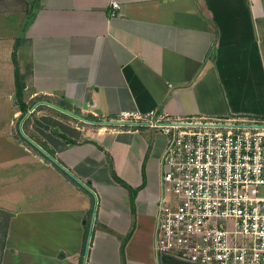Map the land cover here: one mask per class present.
<instances>
[{
    "label": "crops",
    "instance_id": "crops-1",
    "mask_svg": "<svg viewBox=\"0 0 264 264\" xmlns=\"http://www.w3.org/2000/svg\"><path fill=\"white\" fill-rule=\"evenodd\" d=\"M17 18V37L0 35V264H199L153 248L165 136L104 121L152 108L264 118V0H0L4 30ZM17 117L55 161L15 137ZM24 168L38 193H15Z\"/></svg>",
    "mask_w": 264,
    "mask_h": 264
},
{
    "label": "built area",
    "instance_id": "built-area-1",
    "mask_svg": "<svg viewBox=\"0 0 264 264\" xmlns=\"http://www.w3.org/2000/svg\"><path fill=\"white\" fill-rule=\"evenodd\" d=\"M117 7V2H111ZM162 133L153 248L199 264H264V118L122 110Z\"/></svg>",
    "mask_w": 264,
    "mask_h": 264
},
{
    "label": "rangeland",
    "instance_id": "rangeland-1",
    "mask_svg": "<svg viewBox=\"0 0 264 264\" xmlns=\"http://www.w3.org/2000/svg\"><path fill=\"white\" fill-rule=\"evenodd\" d=\"M14 19V18H13ZM13 19H12V21H13ZM6 26V24H4V23H2L1 21H0V35H3V34H11L12 32H14L15 33V35H16V37H17V35L19 34V32L22 30V26H23V22L19 19V18H17L16 19V21H15V29H14V23H11L10 25H9V28H10V30H8V31H6V30H4V27ZM3 38V37H2ZM7 41L8 40H6L5 39V42L7 43ZM2 42H3V40H0V44H2ZM21 121V123H22V120H20V118L19 117H17V119L16 120H14V122H13V125H14V127H15V130H16V133H15V137L21 142V143H23V144H25L26 146H28L29 148H30V150H32L33 152H38V151H36V149L33 147V146H31L30 144H28V142H26L21 136H20V134H19V132H18V123ZM23 124L24 123H22V129H23V131L25 132V128L23 127ZM26 129H28L27 127H26ZM29 131V130H28ZM35 138V137H34ZM37 138L38 137H36V140H37ZM35 140V141H36ZM37 141H39V140H37ZM38 154V153H37ZM6 157H7V155L5 154H3V153H0V163H6L5 162V159H6ZM25 169V168H24ZM25 171V176H24V182H22V178H18V180H17V182H21V183H18L17 184V186H16V188H15V193L17 194H25V193H38V191L36 190V191H34L36 188H37V186L39 185L38 183H37V185L35 184V183H32L33 182V180L34 179H32L29 183H30V185L28 186L27 184H25V180H26V178H27V174H29V173H32L33 172V170L32 169H30V170H28V169H25L24 170ZM27 183H28V181H26ZM5 188H7L6 186H0V190L2 191V189H5ZM6 220H7V214H6V212H4V211H0V241L2 240V238H3V234H4V231H5V226H6Z\"/></svg>",
    "mask_w": 264,
    "mask_h": 264
},
{
    "label": "trees",
    "instance_id": "trees-1",
    "mask_svg": "<svg viewBox=\"0 0 264 264\" xmlns=\"http://www.w3.org/2000/svg\"><path fill=\"white\" fill-rule=\"evenodd\" d=\"M30 13V12H29ZM18 43V38L16 39L15 42V48L16 45ZM15 48L12 52V62L14 65V82H15V96L17 99V102L19 104L20 110H21V116H23V114L27 111L28 105L23 101V88H24V81H23V75L21 74L20 70H19V66H18V61H17V57H16V53H15ZM61 105H64V103L61 102ZM88 117H92L91 115H88ZM93 118V117H92ZM51 155H53V153L49 150H47ZM113 176L116 180L121 181V179L113 173ZM129 189V204H130V209H131V213L134 214L135 211V206H134V196L136 193V188H131L128 186ZM131 234V229L126 233V235L124 236V239L121 243V247H120V251H121V256L123 257L124 254V245L125 242L127 241V239L129 238ZM124 262V260H123ZM125 264V263H123Z\"/></svg>",
    "mask_w": 264,
    "mask_h": 264
},
{
    "label": "water",
    "instance_id": "water-1",
    "mask_svg": "<svg viewBox=\"0 0 264 264\" xmlns=\"http://www.w3.org/2000/svg\"><path fill=\"white\" fill-rule=\"evenodd\" d=\"M43 102L44 103H47V104H49L50 106H53V107H55V108H58V109H60V110H62V111H65V112H67V113H69V114H71V115H73V116H76V117H78V118H81V119H83V120H87V119H85L84 117H82L81 115H79V114H76V113H74V112H72L71 110H67V109H64V108H62V107H60V106H58V105H56L55 103H52V102H49V101H47V100H43ZM87 121H89V120H87ZM104 122H107V123H113V121L112 120H106V121H104ZM19 130H20V133H21V135L31 144V145H33L35 148H37L41 153H43L45 156H47V157H49L51 160H54L55 161V159L51 156V155H49L48 153H47V151H45L37 142H35L33 139H31L29 136H27L22 130H21V128L19 127ZM62 168H64V167H62ZM65 169V168H64ZM94 214V212L92 213V215ZM91 223H92V220H91ZM90 231H91V226L89 227V230H88V236H87V242H86V248H85V252H84V257H83V263H84V260H85V256H86V252H87V245H88V242H89V236H90Z\"/></svg>",
    "mask_w": 264,
    "mask_h": 264
}]
</instances>
